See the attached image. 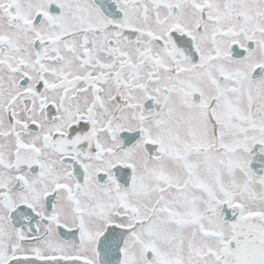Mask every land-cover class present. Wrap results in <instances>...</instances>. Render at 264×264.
<instances>
[{
  "label": "snow or ice",
  "instance_id": "1",
  "mask_svg": "<svg viewBox=\"0 0 264 264\" xmlns=\"http://www.w3.org/2000/svg\"><path fill=\"white\" fill-rule=\"evenodd\" d=\"M0 264H264V0H0Z\"/></svg>",
  "mask_w": 264,
  "mask_h": 264
}]
</instances>
